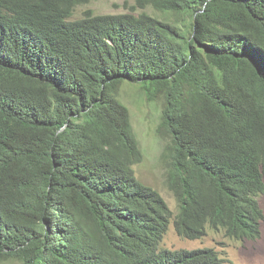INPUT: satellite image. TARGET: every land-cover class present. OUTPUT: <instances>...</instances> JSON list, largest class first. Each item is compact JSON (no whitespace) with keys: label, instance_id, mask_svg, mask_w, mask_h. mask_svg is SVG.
I'll return each instance as SVG.
<instances>
[{"label":"trees","instance_id":"1","mask_svg":"<svg viewBox=\"0 0 264 264\" xmlns=\"http://www.w3.org/2000/svg\"><path fill=\"white\" fill-rule=\"evenodd\" d=\"M91 2L0 0V264H226L162 243L173 217L190 240L261 236L264 0L73 20ZM127 83L163 105L176 216L136 176Z\"/></svg>","mask_w":264,"mask_h":264},{"label":"rangeland","instance_id":"2","mask_svg":"<svg viewBox=\"0 0 264 264\" xmlns=\"http://www.w3.org/2000/svg\"><path fill=\"white\" fill-rule=\"evenodd\" d=\"M137 0H92L90 4L80 6L75 10L73 20L80 19L88 10L96 15H120L128 13L140 14L143 10L134 11ZM147 12L155 14L153 9ZM121 100L130 108L132 123L137 135L143 160L134 169L137 178L150 187L155 188L168 203L176 216L179 213V203L168 186V168L170 160L165 156V149L171 139L160 127L163 110L162 103H151L144 97L137 84L127 83L122 87ZM264 212V194L260 197ZM162 247L169 250L214 248L227 261L226 264H264V220L262 235L257 241L239 242L225 238L221 232H209L199 241H188L181 238L171 224ZM5 264H19L10 260Z\"/></svg>","mask_w":264,"mask_h":264},{"label":"clouds","instance_id":"3","mask_svg":"<svg viewBox=\"0 0 264 264\" xmlns=\"http://www.w3.org/2000/svg\"><path fill=\"white\" fill-rule=\"evenodd\" d=\"M262 195H260L259 197H258V201H259V204H260V206H261V202H260V197H261ZM261 208H262V206H261ZM262 210H263V208H262ZM264 213V212H263ZM174 219H175V217H173V220H172V222H171V224L172 223H174ZM264 220V219H263ZM262 222L263 221H261V228H260V230H261V235H262ZM175 225V224H174ZM171 226V225H170ZM170 228V227H169ZM209 232H219L220 233V231H213V230H211V229H209L208 230V233H207V235L209 234ZM221 234H223V236H224V232H221ZM206 235V236H207ZM180 236V235H179ZM205 236V237H206ZM181 237V236H180ZM205 237H203V238H205ZM225 237V236H224ZM181 238H183V237H181ZM203 238H201V239H203ZM226 238V237H225ZM260 238H261V236H260ZM259 238V239H260ZM183 239H185V240H188V241H199V240H201V239H196V240H190V239H187V238H183ZM259 239H257V240H259ZM230 240V239H229ZM256 240V241H257ZM233 241H236V240H233ZM248 241H250V240H248ZM239 242H242L243 243V241H239ZM247 242V241H246ZM251 242H254V241H251ZM163 244V243H162ZM200 249H206V248H197L196 250H200ZM214 249V248H213ZM169 250V249H168ZM183 250H189V251H192V250H195V249H183ZM216 250V249H215ZM171 251H173V250H171ZM175 251H180V250H175ZM217 251V250H216Z\"/></svg>","mask_w":264,"mask_h":264}]
</instances>
